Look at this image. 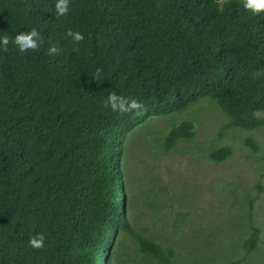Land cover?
Here are the masks:
<instances>
[{
    "label": "trees",
    "instance_id": "obj_1",
    "mask_svg": "<svg viewBox=\"0 0 264 264\" xmlns=\"http://www.w3.org/2000/svg\"><path fill=\"white\" fill-rule=\"evenodd\" d=\"M55 3L0 0V37L36 28L43 38L26 54L14 44L0 48V264H99L100 254V264H120L125 237L153 264H182L128 218L126 139L155 116H175L159 135V151L168 153L194 139L191 115L203 103L228 118L218 131L254 127L252 112H264V77H252L264 70V13L253 16L242 0H70L68 15L58 16ZM68 29L84 40L75 44ZM52 46L59 55L48 54ZM100 67L98 83L92 77ZM110 92L145 110L112 112L104 107ZM220 142L205 148L217 163L231 154ZM159 190L166 199L158 213L181 226V205L167 186ZM253 202L243 204L247 220L238 223L244 252L228 264L261 243ZM41 233L44 247L32 248L29 239Z\"/></svg>",
    "mask_w": 264,
    "mask_h": 264
},
{
    "label": "rangeland",
    "instance_id": "obj_2",
    "mask_svg": "<svg viewBox=\"0 0 264 264\" xmlns=\"http://www.w3.org/2000/svg\"><path fill=\"white\" fill-rule=\"evenodd\" d=\"M203 104L194 110L195 116L191 115L196 123L194 139L179 141L168 153L159 151V135L161 126L179 121L175 116H155L126 139L121 166L126 171L124 182L130 198L128 218L137 232L172 247L182 264H228L229 259H237L244 252L245 227L238 223L247 220L243 204L253 198L250 216L253 225L261 229V243L242 264H264V138L259 140L252 133L243 137L231 132L233 127L218 131L225 119L209 104ZM214 138L233 147L219 163L205 150ZM248 138L259 140L260 149L253 151L246 145ZM159 186H167L175 196L173 203L181 205V226L167 211L158 213L157 206L166 199ZM118 251L120 264H153L151 258L141 257L131 238H123Z\"/></svg>",
    "mask_w": 264,
    "mask_h": 264
},
{
    "label": "clouds",
    "instance_id": "obj_3",
    "mask_svg": "<svg viewBox=\"0 0 264 264\" xmlns=\"http://www.w3.org/2000/svg\"><path fill=\"white\" fill-rule=\"evenodd\" d=\"M224 2L225 0H217V3L220 5H222ZM69 4H70V0H56L55 14L58 16H67L69 13ZM242 4H243L244 9L250 12L253 16L264 13V0H242ZM218 11H223V8L222 7L218 8ZM66 36L70 37L75 44H79L80 42L84 40V35L81 32L73 31L72 29H68L66 31ZM42 40L43 38L41 36V33L36 28H32L29 31L18 33L17 35H15L14 38H10L7 34L3 35L2 37H0V48H2V50L6 52L8 51L9 44H14L16 49L19 51V53L26 54L29 51L39 50ZM73 51L78 52L79 48H74ZM60 52H61V49L56 46H52L48 49L49 55H59ZM102 72H103V68L100 67V68H97L95 73L93 74L92 78L98 83L103 81ZM252 77L253 79L264 77V70H259V71L252 73ZM104 107L110 108L112 112L114 113L118 112L120 114H127V113L134 112L136 113V115H140L145 110L144 104L138 99L128 98L123 95H118L116 92H110L108 94L106 100L104 101ZM252 116L253 118H259L258 123L254 125V127L245 126V125L244 126H232L235 129H231V132L239 133L243 135V137L246 134L252 133V134L257 135L259 137V140L260 138H264V112L262 113L260 110H255L252 112ZM223 119L228 120V118H223ZM222 125L224 124L222 123L220 126L222 127ZM228 128L230 127H228L226 124V127L224 129L226 130ZM238 130L241 132H239ZM246 130L252 131V132H242ZM258 141L255 142L253 139L248 138L245 143L246 145L251 147L253 151H257L258 149H260ZM226 145L231 148V152H232L233 147L230 144H226ZM122 169L124 173L125 168L122 167ZM44 240H45V236L43 233H41L38 236L31 237L29 239V245L32 248L40 249L44 247ZM101 259H102V254H100L99 264L101 262ZM106 261H107V258L105 262ZM244 261L245 260H243L240 264H242Z\"/></svg>",
    "mask_w": 264,
    "mask_h": 264
}]
</instances>
